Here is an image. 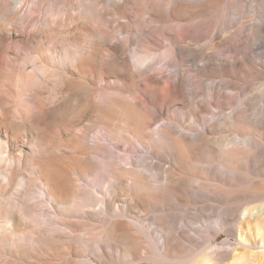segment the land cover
<instances>
[{
  "label": "bare ground",
  "instance_id": "6f19581e",
  "mask_svg": "<svg viewBox=\"0 0 264 264\" xmlns=\"http://www.w3.org/2000/svg\"><path fill=\"white\" fill-rule=\"evenodd\" d=\"M201 1L204 0H166V6L155 7L148 1L143 4L141 0H0V264H15L19 255L24 260L25 254L21 250L24 246H21V242L36 240L41 220L51 222L55 228L63 226L68 229L70 225L67 220L76 214L89 231L83 232V239L99 236L100 240L93 243L97 256H103L100 241L119 249L126 258L134 256L137 245L127 231L126 218L136 207L135 204L116 205L110 198L111 190H106V194L99 196L98 185L88 181L89 178L93 179L88 164L83 163L80 168H76L54 154L47 153V144H52L55 138L51 127L59 123L65 132L77 139H84L86 144L89 132L95 127L97 133L94 143L86 146L94 150L99 147L106 148L104 154L96 155L97 160L98 157L102 160L103 174L107 179L105 185L110 180L112 185L130 178L136 190L134 195L129 196V200L136 198L137 201L146 203L155 199L156 193L143 192V166L137 163L138 160L114 156L110 142H134L143 153L145 141L152 143L158 141L160 136L164 139L173 135H184L181 136V141L184 140L186 145L192 142V153L194 146L207 144L210 140L209 131H201L197 138L187 142L185 133L171 119L161 118L154 122L159 112L145 110L143 92L139 96L129 93L124 101H116L112 94L113 82L121 85L143 83V76L149 73L159 58L154 53L151 54L152 59H149L148 51L143 52V43L151 44L156 40L165 42L168 49L174 50L178 70L173 85L178 91L185 95L187 91L192 97L196 96V90L210 78L220 77L221 89L228 85L230 81H226L225 76L230 67L244 63L252 65V56L240 49L241 45L236 46L238 53L234 55L233 61L223 57L215 59V56L209 55L207 62L199 64L195 62L192 50L180 44L190 37L207 35L211 39L222 40L240 34V27L235 25L214 29L206 27L203 16L208 13L202 8H194ZM86 13L93 19L101 18L105 13L114 16L118 25L114 32L115 40L111 39L110 22L99 20L100 29L98 32L94 30L92 34L82 24L77 23ZM200 16L203 19L199 20ZM239 22L237 20L234 24ZM151 24L155 25V34L150 30ZM251 28L252 32L264 37L263 25H253ZM16 29L19 32H14ZM149 36H153V41ZM96 44L105 47V60L96 61L93 52ZM130 44H134L133 64L127 58ZM185 63H189L196 71V76L188 80V88L185 85ZM99 67L105 72L101 73ZM161 72L163 71L159 69V73ZM156 76L155 81L159 83V75ZM93 86L100 90L102 104L95 109L96 119L90 121V124H84L78 105L82 101V95L90 96ZM2 89L12 94V100L7 98L11 102L1 95ZM145 93L144 96L153 95L151 86H146ZM173 93L178 95L176 90ZM216 96H225V93L215 87L214 97ZM169 108L170 105L166 107L167 110ZM230 113L224 115L222 123H233L231 117L234 114ZM73 120L79 121L80 127L76 131L69 129ZM252 141L250 134H235L232 139H225L222 150L225 153L227 163L224 165L227 169L235 172L241 158L248 160L255 150ZM26 147L33 153L32 157L24 154ZM239 154H243L242 157H237ZM85 159L90 163L88 154ZM187 159V156L179 155L178 165L182 167ZM197 163L200 162L197 160ZM200 164L203 165L202 162ZM170 175L177 174L171 172ZM172 176H168V184L161 191L164 194L174 192L171 184L177 176L175 179ZM82 181L83 184L80 183ZM81 193L82 196L79 195ZM250 202L251 200L244 201V204ZM95 204L100 205V214L97 213L98 210L90 208ZM262 205L259 203L244 206L247 217H253V211L261 210ZM42 207L47 210L48 216L40 213ZM240 211L241 209H236L234 213ZM95 218L99 219L100 224L91 223ZM238 221L234 228L243 237L242 220ZM253 227L256 235L264 236V217L254 222L253 226L248 225L249 230ZM235 229H230L224 218L217 223L214 231L205 229L202 224L193 226L194 233L201 230L205 243L175 262L171 261L169 251L176 245L171 244L166 235L161 244L160 255L164 257L163 261H171L172 264L222 263L227 258L226 254L212 251L209 238L211 234L216 235L219 231L230 234ZM117 232L120 233L116 234ZM182 237L187 241L197 240L189 231H183ZM250 238L249 236L246 240L249 241ZM58 239L66 246H70L73 241L62 236ZM237 243L244 248L257 247V243L253 242L250 246L240 241ZM250 254L248 250L245 254L234 256L230 264H242L238 261L244 262L243 264H264V252L259 256Z\"/></svg>",
  "mask_w": 264,
  "mask_h": 264
},
{
  "label": "rangeland",
  "instance_id": "374dc122",
  "mask_svg": "<svg viewBox=\"0 0 264 264\" xmlns=\"http://www.w3.org/2000/svg\"><path fill=\"white\" fill-rule=\"evenodd\" d=\"M46 1L54 2L55 0ZM72 1L77 2L79 0ZM146 1L155 7L157 5L166 6L167 4L166 0H141L143 4ZM194 8H202L208 13L203 16L206 27L213 29L233 25L240 27V34L222 40L211 39L204 35L181 41V45L188 46L192 50L196 63L207 62L209 55L215 56V59L223 57L233 61L234 55L238 53L236 46L241 45L240 49L250 53L255 64L244 63L230 67L225 80L230 81L231 84L229 83L221 89L220 77L218 79L210 78L202 84L201 88L196 90V96L192 97L187 94V91L185 95L173 85L178 70L174 50L168 49L165 42L153 41V36H149L153 42L151 44L144 42L143 52L148 51L149 59H152L150 57L154 53H157L159 58L152 65L149 73L143 76V83L134 82L130 83L131 85L128 83L121 85L113 82L112 94L116 101H124L129 93L139 96L143 92L145 110L159 112L157 117L155 114L154 122L161 118L171 119L178 126V129H182V132L185 133L188 138L187 142L197 138L201 131H209L210 140L207 144L201 147L194 146L195 149L192 153H190L192 142L186 145L184 140L181 141V136L184 135L163 137L164 139L160 136L158 141L152 143L145 141L143 153L140 152L134 142L124 143L114 140L110 142L114 156L138 160L137 163L143 166V179L141 180L144 185L143 192L156 193L155 199L146 203L137 201L136 198L129 200V196L134 195L136 190L130 178L122 183L114 182L112 185L110 180V183L105 185L104 182L107 179L105 178L106 175L103 174L102 160L99 157L97 160L96 155L104 154L106 148L99 147L94 150L86 146L94 143L97 133L95 127L89 132L86 144L84 139L73 137L72 134L65 132L59 123H55L53 126L57 125V127H51V133L55 138L52 144L50 143L51 146L47 144L46 147L47 153L54 154L68 165L80 168L83 163L88 164L90 176L93 178H89L88 181L98 185L97 194L99 196L106 194V190H111L110 198L116 205L135 204L136 207L126 218L127 231L135 239L137 245L134 256L126 258L119 249L103 241H100L103 256H97L93 243L99 241L100 238L95 236L93 239L88 240L87 237L83 239V232L88 233L89 231L82 225L80 218H78L79 215L76 214V216L71 215L67 220L70 225L68 229L63 226L55 228L51 222L41 220L40 229L35 236L36 242L34 240L21 242V246H24L21 250L24 251L25 257L23 260L22 255L21 257L19 255L15 259V264H172V262L200 248L205 243L201 230L194 233L192 231L193 226L202 224L205 229L214 231L217 223L223 218L226 219L230 229H235L234 225L239 222L238 220H242L243 237L240 236V231L237 229L230 234L224 231H219L216 235L211 234L209 238L211 250H217L227 256L219 264H230L234 256L238 257L248 250H250L251 256L263 254L264 236L256 235L254 227L250 231L248 225L253 226L254 222L264 217V37L252 32L251 28L257 24L264 26V0H204ZM128 16L132 19L130 12H128ZM203 18L198 17L199 20ZM99 20L112 23L111 26H113H110L111 39L115 40L114 32L118 25L116 18L111 14L105 13L101 18L93 19L86 13L77 20V23L82 24L87 32L92 34L99 31ZM237 20L240 22L234 24ZM151 25L150 30L154 33L155 25ZM14 32H19V30L16 29ZM127 51V58L133 64L134 44H130ZM93 52L97 62L107 58L105 47L101 44L94 45ZM183 67L186 69L185 85L188 88V80L190 77L196 76V71L189 63H185ZM132 68L135 70L134 67ZM159 69L163 72L159 73ZM99 71L105 72L103 68L101 70V67H99ZM155 73L159 75V83L155 81L157 78ZM112 79L114 78L110 77V80L114 81ZM170 83L172 84L170 85ZM147 85L151 86V91H153L151 97L144 96ZM215 87L218 91H223L225 96L214 97ZM174 90L178 92L177 96L173 93ZM116 91L117 93H115ZM1 95H4L6 101L13 99L12 94L3 89ZM11 100L8 101L11 102ZM101 104L100 90L97 86H93L90 96L82 95V101L78 108L81 110V120L84 124H90V121L96 119L95 109ZM168 105L170 108L167 110ZM230 112L234 114L231 117L233 123L230 124L228 121L222 123L223 118L231 114ZM69 127L72 130L79 128V121H71ZM235 134H250L255 150L253 155H249L248 160L241 158L236 171L233 172L224 165L227 161L222 150L224 148L222 143L227 138L232 139ZM23 152L27 157L33 156L28 148ZM87 154L90 163L85 159ZM179 155L188 157L182 167L177 162ZM242 155L239 154L237 157H242ZM197 160L203 165L198 164ZM171 172L177 175L172 176L170 175ZM168 176H172L174 179L177 176L176 179H178H175L174 183L171 184L174 189L173 194L161 192L163 187L166 188V184H168ZM80 183L83 184L84 181ZM79 195L82 196V193ZM156 196L158 197L156 198ZM249 200H251L249 204H244V201ZM259 203L263 204L261 210H254V216L247 217L248 213L244 206ZM99 207V204H95L94 207L90 208L98 210L97 213L100 214ZM236 209H241V211L234 213ZM40 213L48 216L47 210L43 207L40 209ZM245 217L247 219L244 221ZM91 223L100 224V221L95 218V220H91ZM183 231H189L197 240L187 241L182 237ZM118 233L120 232L116 234ZM166 235L171 244L176 245L169 251L172 262L163 261L164 257L160 255L162 252L161 244ZM59 236L72 239L71 245L66 246L61 243L58 239ZM249 236L251 241L246 240ZM239 241L248 246L251 242L257 243V247L244 248L237 243Z\"/></svg>",
  "mask_w": 264,
  "mask_h": 264
}]
</instances>
